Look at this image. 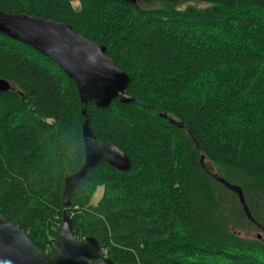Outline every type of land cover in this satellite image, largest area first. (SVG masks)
Segmentation results:
<instances>
[{"label": "trees", "instance_id": "obj_1", "mask_svg": "<svg viewBox=\"0 0 264 264\" xmlns=\"http://www.w3.org/2000/svg\"><path fill=\"white\" fill-rule=\"evenodd\" d=\"M0 0V11L70 24L107 48L130 77L108 108L88 105L100 144L129 171L102 161L67 213L79 239L95 238L114 264H264V0ZM194 2L204 6L177 4ZM0 211L43 252L56 249L65 180L85 162L78 88L34 48L0 34ZM205 165L242 188L237 193ZM104 189L95 205L93 197Z\"/></svg>", "mask_w": 264, "mask_h": 264}, {"label": "water", "instance_id": "obj_2", "mask_svg": "<svg viewBox=\"0 0 264 264\" xmlns=\"http://www.w3.org/2000/svg\"><path fill=\"white\" fill-rule=\"evenodd\" d=\"M138 5V0H126ZM0 34L24 43L57 63L64 73L75 82L81 101L85 162L82 168L65 180L63 205L65 208L63 225L60 229L56 249L43 252L33 244L29 236L10 222L0 211V264H114L104 258L99 242L89 237L79 239L67 209L77 193L80 184L96 170L102 161L119 171H129L132 167L129 156L116 144H100L90 126L88 105L108 108L119 99L122 103L136 100L126 94L130 83L129 75L121 70L113 58L107 55V48L75 33L70 24L52 19H43L26 13L10 14L0 11ZM12 88L10 81L0 78V92ZM172 125L182 128L191 135L201 155V165L205 171L219 180L228 189L238 194L239 199L254 223L241 187L227 182L205 165V154L189 126L167 114H160ZM260 230L264 226L256 223ZM261 238V235H259Z\"/></svg>", "mask_w": 264, "mask_h": 264}, {"label": "rangeland", "instance_id": "obj_3", "mask_svg": "<svg viewBox=\"0 0 264 264\" xmlns=\"http://www.w3.org/2000/svg\"><path fill=\"white\" fill-rule=\"evenodd\" d=\"M192 5L204 6L202 4L189 2V1L181 2L177 4V6L181 9L187 8L188 6H192ZM138 6L141 9H153V8H160L163 6V4L158 0H138ZM103 193H104V189L99 188L93 197L92 203L96 205L102 198ZM259 235H261V238L264 240V231L257 230L251 226H249L246 232L244 233V236L249 238L259 237Z\"/></svg>", "mask_w": 264, "mask_h": 264}]
</instances>
